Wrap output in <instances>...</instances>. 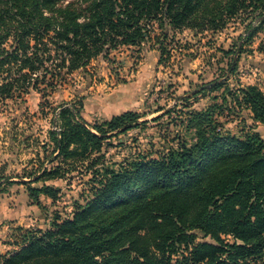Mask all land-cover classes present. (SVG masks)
Returning <instances> with one entry per match:
<instances>
[{
  "label": "trees",
  "instance_id": "16d2710c",
  "mask_svg": "<svg viewBox=\"0 0 264 264\" xmlns=\"http://www.w3.org/2000/svg\"><path fill=\"white\" fill-rule=\"evenodd\" d=\"M234 21L243 33L222 50L229 74L244 43L264 27V0H0V101L22 100L30 89L44 97L67 74L121 46L153 40L164 54L176 33L221 31ZM233 94L264 122L258 86L239 85ZM59 107L60 129L49 131L54 158H76L89 175L88 194L68 218L24 230L0 264H264V140L257 132H221L213 108L191 110L189 140L176 133L155 157L117 163L101 152L104 141L147 120L126 110L89 124L80 101ZM61 162L40 176L60 177ZM27 190L36 203L39 193L56 197L47 184Z\"/></svg>",
  "mask_w": 264,
  "mask_h": 264
},
{
  "label": "rangeland",
  "instance_id": "374dc122",
  "mask_svg": "<svg viewBox=\"0 0 264 264\" xmlns=\"http://www.w3.org/2000/svg\"><path fill=\"white\" fill-rule=\"evenodd\" d=\"M242 33L243 25L234 21L221 31L176 33L165 44L164 54L153 40L139 47L121 46L67 74L44 97L43 91L30 89L22 100L0 101V255L16 248L24 230H45L56 219L68 218L88 194L89 175L76 158L66 163L54 158L49 131L59 128L63 102L80 101L81 116L89 124L126 110L147 120L104 141L101 152L110 162L133 154L155 157L176 133L189 140L191 131L184 123L187 112L208 107L213 108L221 132L235 136L257 132L264 140V122L254 121L249 110L233 98V91L245 84H254L264 93V27L244 43L237 69L226 73L230 56L222 50L233 47ZM219 78L225 81L222 87L211 90L206 86L187 95ZM182 95L189 100L180 101ZM173 106L175 111L164 113ZM59 162L60 177L40 176L43 169L50 170ZM43 184L56 190V197L39 193L36 203L27 187Z\"/></svg>",
  "mask_w": 264,
  "mask_h": 264
},
{
  "label": "water",
  "instance_id": "95a60500",
  "mask_svg": "<svg viewBox=\"0 0 264 264\" xmlns=\"http://www.w3.org/2000/svg\"><path fill=\"white\" fill-rule=\"evenodd\" d=\"M211 84L209 83V84H205V85H203V86H201V87H199V88H197V89H193V90H191L187 95H192V94H194L196 91H198L199 89H201V88H204V87H206V86H210Z\"/></svg>",
  "mask_w": 264,
  "mask_h": 264
},
{
  "label": "built area",
  "instance_id": "2783aa9c",
  "mask_svg": "<svg viewBox=\"0 0 264 264\" xmlns=\"http://www.w3.org/2000/svg\"><path fill=\"white\" fill-rule=\"evenodd\" d=\"M59 129H60V128H58V130H57V131H59Z\"/></svg>",
  "mask_w": 264,
  "mask_h": 264
}]
</instances>
